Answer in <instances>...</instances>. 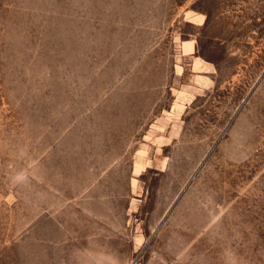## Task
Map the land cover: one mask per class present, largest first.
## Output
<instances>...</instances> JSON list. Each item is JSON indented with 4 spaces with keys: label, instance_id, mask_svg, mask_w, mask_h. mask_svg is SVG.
<instances>
[{
    "label": "rangeland",
    "instance_id": "1",
    "mask_svg": "<svg viewBox=\"0 0 264 264\" xmlns=\"http://www.w3.org/2000/svg\"><path fill=\"white\" fill-rule=\"evenodd\" d=\"M0 264H264V0H0Z\"/></svg>",
    "mask_w": 264,
    "mask_h": 264
},
{
    "label": "crops",
    "instance_id": "2",
    "mask_svg": "<svg viewBox=\"0 0 264 264\" xmlns=\"http://www.w3.org/2000/svg\"><path fill=\"white\" fill-rule=\"evenodd\" d=\"M183 49H184V47H183Z\"/></svg>",
    "mask_w": 264,
    "mask_h": 264
}]
</instances>
